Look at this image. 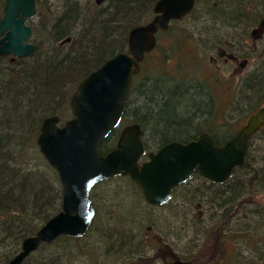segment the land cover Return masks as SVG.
Returning <instances> with one entry per match:
<instances>
[{
	"label": "trees",
	"instance_id": "1",
	"mask_svg": "<svg viewBox=\"0 0 264 264\" xmlns=\"http://www.w3.org/2000/svg\"><path fill=\"white\" fill-rule=\"evenodd\" d=\"M155 1L108 0L107 7H102L100 12L92 13V16H87L85 21L80 22L78 0H66L59 13L41 22L43 40L36 43L32 56L27 61L21 58L17 64L13 63L10 67L0 66L2 247L19 249L25 236L35 233L47 219L61 209L62 186L56 170L46 160L39 168L20 165L25 159L29 131L33 130L35 133L38 130L36 121L43 115L62 111L77 83L90 70L127 48L130 28L143 23L140 22V16L143 14L149 17L148 12L152 10ZM203 1L209 6V14L213 20L222 22L223 25H239L241 17H248L247 21L252 22L264 15L261 12L256 13L264 6V0ZM251 5L255 7L254 16L249 15L247 11ZM4 6L5 0H0V16ZM69 35L73 37L70 43L64 46L57 44ZM0 59L5 61L4 57ZM254 76L255 93L262 95L264 70L260 67ZM141 87L143 89H140L139 93L143 97L136 107L137 111L135 109V117L140 123L142 119L148 123L151 142L163 143L172 138L194 137L205 125V120L214 107V102L204 94V86L195 83L173 86L171 82L157 83L152 80L147 84H140L139 88ZM255 103L249 101L244 106L248 109V105ZM119 134L120 127L115 128L102 141L101 151L114 146ZM21 143L26 146L20 147ZM252 164L249 150L244 165L234 168L232 176L222 185L224 188L220 190L221 195L223 194L221 204L225 210L228 205L235 206L246 191V185L240 184L239 181L236 183L237 178H244L248 185L255 184L257 179L264 180V159L259 164L261 167L255 170ZM119 209H123V203L119 205ZM138 210L135 207L123 218L117 217L113 220V226H110V220L106 219L102 238L109 243L108 250L121 252L126 247L130 248L133 234L131 230H127L126 225L129 224L128 220L138 216ZM106 225L108 227H105ZM82 237L61 235L49 244H42L22 264H73L88 252V248L81 243ZM238 259L230 261V264H254L251 259L239 260V263Z\"/></svg>",
	"mask_w": 264,
	"mask_h": 264
},
{
	"label": "rangeland",
	"instance_id": "2",
	"mask_svg": "<svg viewBox=\"0 0 264 264\" xmlns=\"http://www.w3.org/2000/svg\"><path fill=\"white\" fill-rule=\"evenodd\" d=\"M65 1L40 0L37 15L30 19V24L34 27V43H41L43 40L39 29L41 22L59 13ZM78 3L80 22L85 21L87 16H92V13L100 12L102 7H107L109 4L105 2L98 5L95 0H78ZM153 5L154 3L152 7ZM208 8L209 6L203 0H199L189 15L174 21L166 32L159 34L157 48L151 52L144 64L145 73L141 76L136 75L133 79L127 114L120 129L126 124L138 121L135 117L136 107L143 97L139 93L143 85L141 88L139 86L142 83L152 82L149 80L152 77H156L153 81L157 83L169 84L170 78L175 76L182 79L188 73L184 82H206V75L210 74L208 68L214 66L209 55L213 53L212 46L215 45V40H228L229 44L231 43L228 51L239 55L240 62L244 61L243 64H237L234 69L229 62L227 71L223 72L221 69L218 83L215 79L217 84L224 79H227L226 81L230 84L235 74L239 75L240 72L246 74L247 69L248 72L252 70L257 72L260 67L264 70V31H262L264 27L260 24L264 15L252 22L247 21L248 17H241L239 25L220 23L218 26L221 27L217 29L214 27L217 24L209 14L210 12L206 13L210 9ZM247 11L249 15H253L255 7L251 5ZM259 12L264 13V6L260 7L256 13ZM148 14L150 18L153 16V8ZM149 17L143 14L140 16V22L150 19ZM234 25H237L236 28ZM252 31H255V37L251 34ZM197 55L199 57L196 59ZM29 57H23V59L27 61ZM5 61L0 59L1 67L6 65L10 67L13 63H18V61L12 62L7 59ZM176 81L182 80L176 79ZM216 104V110H231V107L227 108L228 102L224 95ZM260 105H264V92L252 111L258 109ZM56 114H60L62 121L71 117L69 99L66 107L60 112L57 111ZM243 114L245 113L241 115ZM44 116L40 117L36 123L38 130L35 133L33 130L29 131V139L26 136L27 146L25 145L26 137L25 143L20 145V147L26 146L25 159L20 164L22 166L39 168L46 160L36 142L39 125ZM217 116L215 114V117L205 122V125L211 128L220 126ZM142 125L146 131V137L151 138L149 125L143 119ZM149 142L153 145V142L150 140ZM253 143L250 149V160L253 161L252 167L255 170L261 167L259 164L264 159V130L253 138ZM143 159H146V156ZM238 181L246 185L245 195L239 198L235 206L229 205L226 210L219 205L222 202L219 191L223 190L224 186H216L199 178L176 187L172 199L164 205L147 203L142 190L126 176H114L98 183L91 193L96 207L94 223L90 231L81 239V243L88 248V252L80 260L76 259L73 264L105 262L167 264L175 257L193 258V264H230V261L234 262L238 258V263L239 260L251 259L254 264H264V180L257 179L255 184L249 185L244 182V178H237L236 183ZM122 203L123 209H119ZM135 207L136 210L139 209L138 216L128 220L129 224L126 228L135 234L136 242L132 240L129 244L130 248L126 247L121 252L108 250L109 243L102 238L106 219H109L110 226H113L115 224L113 220L117 217L123 218ZM11 253L9 249L0 247V263L7 260L13 254Z\"/></svg>",
	"mask_w": 264,
	"mask_h": 264
},
{
	"label": "water",
	"instance_id": "3",
	"mask_svg": "<svg viewBox=\"0 0 264 264\" xmlns=\"http://www.w3.org/2000/svg\"><path fill=\"white\" fill-rule=\"evenodd\" d=\"M95 1L102 4L107 0ZM196 1L157 0L153 17L129 30L128 48L91 70L77 84L69 101L72 116L62 125L58 114L42 119L36 141L59 175L61 209L35 233L25 236L20 250L2 264H22L42 244L61 235L84 236L96 216L91 191L102 180L115 175L129 176L142 189L147 202L162 205L170 200L173 188L186 182L195 171L213 182L224 183L236 166L245 163L249 139L264 125V106L223 146L203 132L187 142L165 143L156 151H149L148 158L141 161L146 147L142 126L135 122L121 130L114 147L104 153L100 148L120 124L132 78L139 72L145 54L155 47L157 32L192 12ZM36 14V0H6L4 14L0 16V55L25 57L35 52V44L29 41L33 27L26 21ZM261 25L264 26V18ZM71 40L68 36L60 44ZM168 264L191 262L178 258Z\"/></svg>",
	"mask_w": 264,
	"mask_h": 264
},
{
	"label": "flooded vegetation",
	"instance_id": "4",
	"mask_svg": "<svg viewBox=\"0 0 264 264\" xmlns=\"http://www.w3.org/2000/svg\"><path fill=\"white\" fill-rule=\"evenodd\" d=\"M30 19H32V18H30ZM30 19H27V24H29V25H31ZM262 31H264V30L262 29ZM33 34H34V27H33ZM251 34L255 37V31H252ZM33 39L34 38L32 36L29 41L34 43ZM214 43H215V45L212 46L213 53H210V55H209V58L213 62L214 66L208 68L210 71V74L206 75V82L204 81V83H198V84L195 83V84L199 85V86H204V88L206 89V92H208L209 95L211 96V98L214 99L216 102H219L220 97L223 98V95H224L227 102H228L227 108L231 107L230 108L231 110L225 109L222 111L217 110L218 112L215 111L216 115H218L217 116L219 119L218 123L220 124V126H218L216 128H211V127H207V125H204L202 127V129H200L199 132L194 137H191V138H172V139H169L163 143L153 142V145L150 144V142H149L150 138L146 137V131L143 128L142 123L139 122L142 126V129H143L142 139H143V142H144L146 149L157 150L158 148H160L165 143H168V142L173 141V140L187 142V141H190L193 139H197L200 136V134L203 132L210 134L217 145L223 146L247 123L248 118L253 113H255L260 107L264 106V105H260L258 107V109L252 111V109H254L256 104L252 105V106L248 105V109H246L245 106L238 105V102L241 99L248 97V93L246 91V88L248 86L251 87V90H250L251 94L253 96H255V88H253V86H255V76H254L255 71L254 70H252L251 72H248V69H247L246 74H244V72H240L239 75L235 74L234 77L231 78L234 80H232V82L230 84H229V81H226L227 79H224L220 82V84H217L218 83L217 79L220 78L221 73H222L221 69L223 72L227 71L229 62H230L231 68L234 69L237 66V64H240V63L243 64L244 61L240 62L241 57L239 55H236L233 52L228 51V48H231L230 47L231 43L229 44L228 40L219 39L217 41L215 40ZM34 44L36 46V43H34ZM156 48H157V46L155 47V49ZM1 56H4L5 60L6 59L11 60L12 62H14V61L16 62L19 59H21V57H15L12 53L7 54V55H0V57ZM30 56H32V55H30ZM198 57H199V55H197L195 58L197 59ZM180 67L181 66H180V61H179V68ZM144 73H145L144 64H142L140 71L136 75L141 76ZM216 76H218V77H216ZM246 76H248V77H246ZM186 77H188V73L182 79L176 78L174 76L173 78H170L169 82H171L173 85L183 84V83H186V82H184ZM176 79L182 80V81H176ZM215 79L217 80V83L215 82ZM128 104H129V99H128V102L126 105L125 115L127 114ZM242 113H245V114L241 115ZM263 130H264V125L249 139L248 149H251L253 144H254L253 138L255 136H257L258 134H260ZM194 178H199L201 180L208 181L210 184H213L216 186H222L224 184V183H219V182H213L210 179H206V178L202 177L198 171H195L191 175L189 180H187L184 184L190 183ZM177 258H180V257H177ZM183 259L190 261L191 264L194 263L193 258L188 257V258H183Z\"/></svg>",
	"mask_w": 264,
	"mask_h": 264
},
{
	"label": "bare ground",
	"instance_id": "5",
	"mask_svg": "<svg viewBox=\"0 0 264 264\" xmlns=\"http://www.w3.org/2000/svg\"><path fill=\"white\" fill-rule=\"evenodd\" d=\"M156 1H157V0H156ZM156 1H155V2H156ZM155 2H154V4H155ZM38 4H41L40 0H36L37 13H38ZM153 6H154V5H153ZM208 9H209V8H208ZM206 13H209V10H208ZM204 14H205V13H204ZM47 19H48V18H46L45 20H47ZM220 23H222V22H216L215 24H217V25H215L214 27H215V28L217 27V29H220L221 26H218V25H220ZM39 29H40V28H39ZM217 29H216V30H217ZM167 30H168V29H167ZM167 30H159V31L157 32V36L159 37V34H161L162 32H165V31H167ZM207 30H208V31H212V29H207ZM40 32H41V31H40ZM69 37H72V36L69 35ZM72 39H73V37H72ZM60 41H61V40H60ZM60 41L58 42V44H59L60 46H64L65 44H60ZM104 62H105V61H104ZM99 66H100V65H99ZM99 66H98V67H99ZM94 69H96V68H94ZM94 69H92V70H94ZM90 71H91V70H90ZM90 71H89V72H90ZM89 72H88V73H89ZM88 73H87V74H88ZM85 76H86V75H85ZM85 76H84V77H85ZM84 77H83V78H84ZM83 78H82V79H83ZM82 79H81V80H82ZM154 79H156V77H152V78L149 79V80H154ZM81 80H80V81H81ZM197 84H198V83H197ZM253 88L256 89V86H253ZM250 90H251V87L248 86V87L246 88V91H247V93H248V97H245V98L241 99V100L238 102V105H240V106L247 105V103H248L249 101H251L252 104H254V103L256 102V100H257V101L259 100V97H260L261 95H258V94L255 93V96H253V95L251 94V91H250ZM204 94H205L209 99H211L212 102H214L213 110H212V112L209 114L208 118L205 120V122H208L209 119H211V118L213 119V118L215 117V114H216L215 111H217L215 105H217V104H216L215 100L211 98V96L209 95L208 92H206V93H204ZM256 103H257V102H256ZM256 103H255V104H256ZM46 116H47V115H45L44 117H46ZM44 117H43V118H44ZM43 118H42V119H43ZM37 120H38V119H37ZM41 121H42V120H41ZM36 123H37V121H36ZM39 127H40V125H39ZM202 127H203V126H202ZM202 127H201V129H202ZM219 192H220V191H219ZM220 194H221V193H220ZM244 195H245V191L242 193L241 198L244 197ZM222 198H223V194H222ZM222 204H223V202H222ZM222 204L220 203L219 205L224 207V205H222ZM224 204H225V205H228V204H226L225 202H224ZM228 206H229V205H228ZM253 208H256V209H257V207H253ZM47 220H48V219H47ZM47 220H46V221H47ZM46 221H45V222H46ZM45 222H44V223H45ZM44 223H43V224H44ZM132 237H133V241H136V240H135V238H136V237H135V234H133ZM0 247H2V246L0 245ZM3 248L8 249V248H6V247H3ZM20 248H21V246H20ZM20 248H19V249L14 248V249H9V250H10V251L13 253V255H14V254H16V253L20 250ZM12 253H11V254H12ZM13 255H12V256H13ZM172 260H173V259H172ZM172 260H170V261H172ZM167 264H168V263H167Z\"/></svg>",
	"mask_w": 264,
	"mask_h": 264
}]
</instances>
